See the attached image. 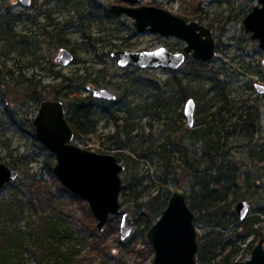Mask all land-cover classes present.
Masks as SVG:
<instances>
[{
  "label": "rangeland",
  "instance_id": "rangeland-1",
  "mask_svg": "<svg viewBox=\"0 0 264 264\" xmlns=\"http://www.w3.org/2000/svg\"><path fill=\"white\" fill-rule=\"evenodd\" d=\"M121 2L35 0L30 8H25L19 0H0V23L3 19L9 20L14 36L11 41L0 39V70L11 71L15 77L22 75L25 79L34 76L41 79L42 84L53 86L63 77L82 76L75 89L83 97L92 94L87 90L89 85L116 94L114 101L94 98L101 118L98 133L76 139L75 143L90 151L112 154L127 168L122 174L124 192H127V196L121 198L122 212H128L136 219L152 212L154 206L180 188L165 174V166L154 153L155 149L176 138L186 137L196 143L190 151L199 153L197 131L201 128V120L215 111L217 105L229 101V107L236 111L246 105L258 106L259 134L253 142L264 145V94L256 89L257 84L264 85V50L259 41L252 38V33L246 31L244 24L245 17L260 5L258 0H144L143 4L154 2L212 30L217 56L203 62L202 66L190 57L177 71L143 69L134 65L122 68L118 59L112 56L115 51L140 52L167 47L172 52H180L187 44L178 38H163L150 30L137 31L133 17H118L109 10L110 5ZM92 10L94 14H91ZM80 13L91 16L84 18ZM48 16L58 31H62L61 42H54L45 34L43 25L48 24ZM9 43L19 45L21 51L11 50ZM64 47L75 55V62L67 67L55 62L58 51ZM51 64L55 66L52 68ZM7 93L8 89H0V162L15 168L19 176L0 190V209L14 210L11 206L19 200L30 202L33 198L39 200L38 204L40 200L47 202L39 206L40 213L43 209L49 212L55 208L57 213H63V218L59 221L62 235L59 242L53 239L44 243L38 241L30 235L40 222L31 205L19 222L15 218V223L8 226L13 233L15 228L24 231L20 236L25 243L12 244L11 255L4 264H154V253L151 255L147 250L149 229L144 222L138 224L125 241L120 238L121 216L112 218L103 233L98 232L88 203L65 190L53 172L55 156L35 136L33 120L39 105L23 94ZM185 96L196 102L195 128L190 131L181 128L182 124L187 126L181 101ZM59 99L66 103L67 95ZM114 116L121 117L119 124L127 119L135 128V141L144 146L148 155L129 158L126 149H116L114 140L106 138L118 129ZM239 143L238 146L233 143L231 158L238 163V171L250 180L237 190L239 199L233 207L235 210L240 200L250 203L251 212L246 221L250 225L257 222L252 226L258 233L245 240L231 237L234 244L227 247L226 253L235 251L232 263L248 260L252 249L264 239V162L251 161L246 154L247 147H241L250 144L243 140ZM258 152L263 155V151ZM186 193L188 196L190 190ZM158 195L159 201L154 203L152 199ZM196 227L198 237L212 229L207 222L196 221ZM242 231L241 228L238 233ZM97 234L104 236L97 238ZM65 252H73L75 257L67 260L63 257Z\"/></svg>",
  "mask_w": 264,
  "mask_h": 264
},
{
  "label": "trees",
  "instance_id": "trees-1",
  "mask_svg": "<svg viewBox=\"0 0 264 264\" xmlns=\"http://www.w3.org/2000/svg\"><path fill=\"white\" fill-rule=\"evenodd\" d=\"M48 18L49 22L44 27L45 34L50 35L52 41L61 42L62 31H58L50 16ZM48 27H52L53 30H47ZM13 37L10 21L3 19L0 23V39L11 41ZM9 48L21 51L19 45L12 43H9ZM21 54H24V51ZM54 66L51 64L52 68ZM56 74L60 75L58 72ZM82 78V76L63 77L59 84L53 86L42 84L41 79H36L34 76L25 79L22 75L15 77L11 71L5 73L4 70H0V89H8V95L23 94L26 99L32 100L37 105L46 98L59 99L61 96L67 95L64 105L68 122L75 131L76 139H83L98 133L101 118L94 97L92 95L83 97L75 89ZM189 99L191 98L185 96L181 101L185 105ZM230 104L229 101H225L223 104L217 105L215 111L202 118L201 128L197 131L200 143L199 153L190 151V148L194 147L196 143L190 142L186 137L176 138L162 144L154 152L163 161L165 174L171 176L180 188H186V191L190 190L187 200L191 209L196 213V221L207 222L212 226L207 234L198 237L197 259L200 264H233L235 251L226 253L227 247L234 244L231 237L236 236L238 239L245 240L249 235L258 233L253 230L252 226L257 222L254 221L252 225L248 221L241 222L234 210L233 204L239 199L237 190L242 187V184H247L250 179L238 171V163L231 158V152L233 143L237 145L240 144V140H243L250 144L241 146L242 148L247 147L248 158L253 162H264V145L259 146L253 142L259 134L260 112L258 106L246 105L236 111V108L229 107ZM113 121L117 124L118 129L115 134L106 138L114 140L116 149H126L130 155L129 158H132L133 155L140 157L148 155V152L145 153L144 146L136 143L135 136H133L135 128L128 124L127 119L119 124L122 121L121 117L114 116ZM181 128L190 131L195 126L189 128L188 125L182 124ZM122 142L124 144H121ZM258 151H263V155ZM125 170H127L126 167ZM125 190L124 187L121 198L127 196ZM170 197L167 196L161 204H156L157 206H154L152 210L154 213L139 215L135 219V225L144 222L146 229H149L159 218L161 210L166 208ZM37 201L39 200H33V198L30 199V202L19 200L17 204L11 206L14 210L0 209V264L8 262L12 244L24 245L25 241L20 236V232H25L15 228L13 233L8 226L15 223V218L19 222L31 205L34 206L40 222L39 226L30 232V235L43 243L50 239L56 240V242L61 240L59 221L62 220L61 214L63 213H57L55 208L49 212L47 209H43V212L40 213L39 206L43 203L47 204V202L40 200V204H38ZM152 201L157 203L159 195L153 197ZM215 227L219 230H216ZM241 228L243 231L238 233ZM227 232L231 233L230 236L225 235ZM100 236L104 235L97 234V238ZM144 238H146L145 235ZM146 244L148 252L152 255L153 247L147 241ZM74 255L73 252L63 253V257L67 260L73 259Z\"/></svg>",
  "mask_w": 264,
  "mask_h": 264
},
{
  "label": "water",
  "instance_id": "water-1",
  "mask_svg": "<svg viewBox=\"0 0 264 264\" xmlns=\"http://www.w3.org/2000/svg\"><path fill=\"white\" fill-rule=\"evenodd\" d=\"M28 7L31 0H19ZM135 7L113 4L110 11L120 17L128 15L135 20V29L139 32L150 30L165 38L176 37L186 42L182 53H173L166 47L153 51L130 52L118 50L112 56L118 59L120 67L129 65L140 68H165L179 70L191 55L197 61L207 62L217 56L212 30L196 21L173 14L156 6L142 4L144 0H122ZM245 17L244 24L252 38L259 41L264 50V0H258ZM74 54L67 48H61L57 61L62 67L74 63ZM260 94H264V85H256ZM87 90L94 98L114 101L116 94L105 88L89 85ZM196 102L189 99L184 105V115L189 128L195 126ZM35 136L55 156L53 172L60 183L88 203L97 221V230L103 233L112 218L121 216L120 238L127 240L134 232L135 219L122 212L121 195L124 188L122 174L125 171L118 158L112 154L97 153L84 149L75 143L76 134L67 119L64 102L60 99L46 98L38 107L33 120ZM18 171L0 162V190L17 180ZM235 211L241 222L246 221L251 212L247 200H240ZM147 239L154 249V264H200L197 259L199 249L196 213L188 204L184 189L177 188L160 218L149 228ZM233 264H264V239L252 249L251 257L246 261Z\"/></svg>",
  "mask_w": 264,
  "mask_h": 264
},
{
  "label": "flooded vegetation",
  "instance_id": "flooded-vegetation-1",
  "mask_svg": "<svg viewBox=\"0 0 264 264\" xmlns=\"http://www.w3.org/2000/svg\"><path fill=\"white\" fill-rule=\"evenodd\" d=\"M34 1L35 0H31V4H30V6H28V7H25V8H30L33 4H34ZM119 3V2H118ZM117 4V3H116ZM143 4V3H142ZM22 5V4H21ZM113 5V4H112ZM120 5H125V6H131V7H135V6H139L140 4H138V5H131V4H129V3H125V2H121V4ZM146 5V4H145ZM147 5H149V6H156V7H159V6H157V5H155V3L154 2H150L149 4H147ZM24 7V6H23ZM110 7H111V5H110ZM110 7H109V10H110ZM92 8V7H91ZM159 8H162V7H159ZM165 9V8H164ZM167 10V9H166ZM95 13V11L94 10H92V12H91V14H94ZM81 14V13H80ZM174 14V13H173ZM82 15V14H81ZM176 15V14H175ZM82 16H84V18H86L87 16H91L90 14H88V13H85V14H83ZM123 16V15H122ZM177 16H179V15H177ZM121 17V16H120ZM179 17H181V16H179ZM188 21V20H187ZM188 22H190V21H188ZM200 24V23H199ZM201 25V24H200ZM44 27H46L45 25H43V30H44ZM163 37V36H162ZM163 38H165V37H163ZM169 38H176V37H169ZM179 39V38H178ZM186 47V46H185ZM184 47V48H185ZM65 48V47H64ZM167 48V47H166ZM184 48L182 49V51H180V52H173V53H182L183 51H184ZM61 49V48H60ZM168 49V48H167ZM60 51V50H59ZM59 51H58V54H59ZM71 51V50H70ZM151 51H153V50H151ZM72 52V51H71ZM172 52V51H171ZM73 53V52H72ZM58 54H57V56H56V58H55V62L56 63H58V61H57V58H58ZM74 54V53H73ZM74 57H75V55H74ZM190 57H192L191 55H187V60H186V62L188 61V59L190 58ZM193 58V57H192ZM74 62H75V60H74ZM199 62H201V63H203L202 61H199ZM58 65H59V63H58ZM59 66H61V65H59ZM62 67V66H61ZM258 85V84H257ZM257 89V88H256ZM92 95V94H91ZM93 96V95H92Z\"/></svg>",
  "mask_w": 264,
  "mask_h": 264
}]
</instances>
